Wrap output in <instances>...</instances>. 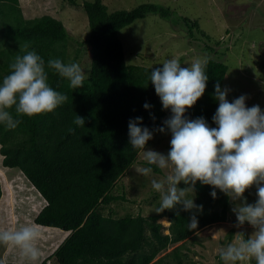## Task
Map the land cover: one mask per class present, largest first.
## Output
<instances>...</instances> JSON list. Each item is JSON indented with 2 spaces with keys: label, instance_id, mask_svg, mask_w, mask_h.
Here are the masks:
<instances>
[{
  "label": "trees",
  "instance_id": "16d2710c",
  "mask_svg": "<svg viewBox=\"0 0 264 264\" xmlns=\"http://www.w3.org/2000/svg\"><path fill=\"white\" fill-rule=\"evenodd\" d=\"M65 2L59 6L63 10L78 6L74 0ZM19 6V0H0V82L9 74L15 56L23 54L20 48L26 42L46 65L52 58L72 63L67 57L68 30L62 21L50 14L22 19ZM81 7L89 29L84 44L90 74L84 86L73 90L67 79L48 70L49 85L67 95L68 101L51 113L32 117L10 109L21 123L15 129L0 124L2 166L19 169L46 202L33 222L69 232L41 264H186V241L202 228L227 220L230 199L219 189H215L213 199L210 192L214 189L196 182L195 204L202 205L203 210L195 213L198 224L192 230L188 224L193 213L180 206L147 217L114 219L101 212V208L125 200L124 196L112 195L111 189L140 152L129 145V120L141 117L139 126L151 131L162 127L171 115L170 110L162 108L149 80L153 68L127 65L118 33L147 15L165 19L170 12L154 4L108 12L101 0H83ZM182 22L191 34L211 42L196 21L184 18ZM73 48L77 52L79 46ZM215 59L208 58L206 90L186 110L188 119L203 117L208 124L213 123L218 107L214 85L219 83L222 88L228 71L227 65ZM146 102L151 105L149 109L143 107ZM75 114L85 119L84 127L73 123ZM69 128L74 131L69 132ZM6 196L3 185V200ZM162 218L169 223L168 234L159 222ZM219 264H223L220 258Z\"/></svg>",
  "mask_w": 264,
  "mask_h": 264
},
{
  "label": "clouds",
  "instance_id": "9594fccd",
  "mask_svg": "<svg viewBox=\"0 0 264 264\" xmlns=\"http://www.w3.org/2000/svg\"><path fill=\"white\" fill-rule=\"evenodd\" d=\"M30 48L27 42L20 48L23 54L15 56L9 65V74L0 82V124L7 129H15L21 123L13 117L10 109L14 108L18 115L32 117L51 113L68 101L67 95L49 85L48 70L67 79L73 90L84 86L86 74L78 63L52 58L46 65L45 60ZM207 65L206 56L197 57L187 67H181L179 59L174 57L165 60L162 67L152 69L149 80L162 108L170 110L171 115L163 121L162 127L151 131L139 126L141 117L129 120V145L140 150L143 161L149 165L137 167L135 171L149 176L153 173V165L167 170L163 179L151 181V187L160 195L157 212L174 210L177 206L185 212H192L188 224L190 230L198 224L195 213L203 210L202 205L194 203L197 181L214 189L210 192L213 199L216 198L215 189H219L231 199L241 201L233 208L236 226L247 223L253 231L247 236L243 231L236 232L233 242L221 247L218 255L223 264H243L253 259L255 264H264V111L259 105L247 107L246 95L229 102L226 97L230 89H222L216 83L218 107L212 117L216 127H210L203 117L188 119L186 110L192 108L206 90ZM143 107L149 109L151 105L146 102ZM73 123L84 127L85 119L75 114ZM166 129L171 134L167 154L145 150L154 132L164 133ZM73 131L69 128V132ZM1 162L0 156V166L11 170L3 167ZM15 171L22 174L19 169ZM181 182L185 187L178 186ZM253 186L257 199L254 203H247L243 194ZM40 237L37 226L0 230V244L19 248L22 258L32 261L41 256L37 243Z\"/></svg>",
  "mask_w": 264,
  "mask_h": 264
},
{
  "label": "rangeland",
  "instance_id": "374dc122",
  "mask_svg": "<svg viewBox=\"0 0 264 264\" xmlns=\"http://www.w3.org/2000/svg\"><path fill=\"white\" fill-rule=\"evenodd\" d=\"M101 1L108 12L130 11L141 4H154L170 12L168 18L147 15L120 30L118 37L123 45L127 65L145 68L162 67L165 60L175 57L179 59L181 67H187L197 57L217 58L215 60L228 67L222 89H230L226 97L229 102L241 95H246L248 97L245 102L247 107L259 105L264 111V0ZM21 2L24 6L23 13H21L22 19H29L30 15L38 17L41 14H50L62 21L68 30L67 51L69 55L67 57L70 62L80 65L86 74L85 79H88L90 62L84 40L89 36V29L86 14L81 7L83 0H74L78 6L72 8L66 6L65 10L59 7L61 3H66L65 0L62 2L61 0H21ZM184 18L196 21L200 29L211 38V42H207L197 33L191 34L182 22ZM215 41L218 43L217 45H214ZM74 45L79 46L78 49L76 48L77 52L74 51ZM205 47L213 48V51L210 52ZM209 126L216 127L214 123ZM170 139L171 134L168 131L155 133L153 139L146 144L145 150L153 149L167 154L170 150ZM147 166L149 165L143 161L142 153L139 152L136 161L111 189L112 195L124 196L125 200L113 202L111 205L101 208L104 216L117 219L138 215L147 217L157 213V209L160 207V195L151 187V181L152 179H163L167 175V170L158 169L153 165L158 170L153 169V173L149 176L137 174L135 171L137 167ZM2 169L1 173L3 174L16 170ZM22 180L26 182V186H22L16 181L15 187L22 189V193H27L24 196L29 199V202L24 200L22 205L16 203L15 207H18L19 211L18 216H21L17 229L24 226H35L33 220L42 208V204L38 207L30 205L32 187L23 176ZM3 185L6 188L7 196L4 200L1 197L0 200L2 199L1 203L6 204V201H12L14 197L8 186L4 183ZM178 186L185 187L182 182ZM243 195L246 197L247 203H254L257 199L255 186L246 190ZM229 199L231 204L225 222L204 227L196 233L193 239L186 241L185 244L189 249V252L186 251L188 256L186 264H219L218 252L220 248L233 242V235L236 232L243 231L246 236L252 233L253 229L247 223L242 227L236 226L237 221L233 208L241 201L233 200L230 197ZM17 209H14L15 213L18 212ZM159 222L164 226V234H168L169 223L166 218L160 219ZM3 248L5 249V247ZM171 249L172 247L168 251ZM42 258L41 254L39 259L34 262L39 264ZM32 262V260L24 259V264H32ZM254 262L253 259L245 261L243 264H255Z\"/></svg>",
  "mask_w": 264,
  "mask_h": 264
},
{
  "label": "crops",
  "instance_id": "0c3cea01",
  "mask_svg": "<svg viewBox=\"0 0 264 264\" xmlns=\"http://www.w3.org/2000/svg\"><path fill=\"white\" fill-rule=\"evenodd\" d=\"M20 3V9L23 11L24 6L21 4V0H19ZM23 13V12H22ZM29 13V11H28ZM25 15V13H24ZM36 17V15L32 16L30 15L29 18ZM3 171L2 167L0 166V183L2 188V198H3V183L8 186L10 191L13 193V202L11 200L6 201V204L1 203L0 200V230H12L17 229V226L19 227V221L20 217L18 216V207L16 208V203H19L22 205V202L24 200H27L29 202V199L25 197L24 195L27 193H22L23 190L16 188V181L19 182L20 185L26 186V182L22 180V174H20L18 171L15 172H9L7 173H1ZM9 171V170H8ZM11 171V170H10ZM24 178V177H23ZM23 181V182H21ZM26 181V180H25ZM18 184V185H19ZM17 185V187H18ZM31 187V186H30ZM14 190H11L13 189ZM31 201L30 205L34 207H38L42 204V208L46 205V202L44 199L36 192L34 188L31 189ZM20 200V201H19ZM18 201V202H17ZM21 202V203H20ZM19 205V206H21ZM41 208V209H42ZM14 209H17L18 212H14ZM39 210V212L41 211ZM38 212V213H39ZM37 213V214H38ZM36 214V215H37ZM36 217V216H35ZM38 227V230L41 232V237L39 239L38 247L41 250V254L43 255V258L39 261V264H41L45 259H47L52 253H54L55 249L61 244V242L69 235V232L61 231L56 228H49V227H43L36 225ZM55 232V233H54ZM53 239V241H52ZM56 245V246H55ZM54 246V247H53ZM5 247V249L3 248ZM24 259L21 256L20 249L11 245H5L2 244L0 247V264H24ZM32 264H36L34 261ZM49 264V263H47Z\"/></svg>",
  "mask_w": 264,
  "mask_h": 264
}]
</instances>
